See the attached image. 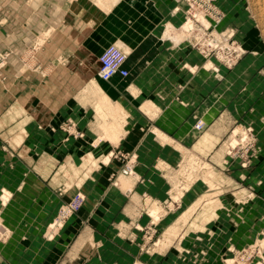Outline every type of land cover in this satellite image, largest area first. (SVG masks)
Wrapping results in <instances>:
<instances>
[{
    "label": "crops",
    "instance_id": "0c3cea01",
    "mask_svg": "<svg viewBox=\"0 0 264 264\" xmlns=\"http://www.w3.org/2000/svg\"><path fill=\"white\" fill-rule=\"evenodd\" d=\"M97 1L0 0V54L8 53L0 70V147L7 148H0L6 198L0 214L11 230L0 244V264L90 259L92 239L117 233L144 195L158 198L160 163L174 165L195 148L201 159L224 162L220 142L229 124L252 116L248 100L263 88L248 58L222 77L209 71L182 35L184 13L175 10V0ZM112 44L126 53L129 75L102 81L98 58ZM87 50L93 73L79 72ZM98 103H104L100 110ZM66 121L82 138L59 129ZM257 129L264 136V126ZM259 144L264 162L263 138ZM117 151L136 157L134 175L111 183L123 167L116 159L94 170L82 181L83 206L52 241L45 239L78 188L85 166L79 162ZM251 171L238 166L233 177L251 178ZM69 178L75 183L68 186Z\"/></svg>",
    "mask_w": 264,
    "mask_h": 264
},
{
    "label": "rangeland",
    "instance_id": "374dc122",
    "mask_svg": "<svg viewBox=\"0 0 264 264\" xmlns=\"http://www.w3.org/2000/svg\"><path fill=\"white\" fill-rule=\"evenodd\" d=\"M175 4V10L184 13L182 35L205 58L209 71L222 77L248 58L257 75L263 77V88L248 100L252 116L229 124L220 142L224 162L216 166L201 159L195 148L185 152L174 165L160 163L163 177L159 178L157 199L144 195L142 202L136 201L135 208L129 210L127 219L121 221L117 233L99 234L92 239L90 259L63 256L55 264H264V162L258 161L262 153L260 138L264 136L257 129L264 126V0H175ZM84 55L79 72L93 73L92 52L87 50ZM7 57V52L0 54V70ZM103 106H98L99 110ZM69 125L73 127L70 121L62 122L59 129L75 139L82 138V133L68 129ZM0 148L7 152L6 146ZM109 154L98 162H79L85 166L76 177L80 180L78 188L59 207L47 226L45 239L52 241L67 220L77 214L86 199L82 181L116 159ZM135 158L129 162L132 174L120 171L111 183L134 175ZM238 166L252 169L250 173L255 174L251 178L233 177ZM73 179H67L68 186L75 183ZM0 197L5 202L3 193ZM75 199H80L78 211L64 214V206ZM248 203L250 209H245ZM10 235L0 214V244L6 243Z\"/></svg>",
    "mask_w": 264,
    "mask_h": 264
},
{
    "label": "built area",
    "instance_id": "2783aa9c",
    "mask_svg": "<svg viewBox=\"0 0 264 264\" xmlns=\"http://www.w3.org/2000/svg\"><path fill=\"white\" fill-rule=\"evenodd\" d=\"M126 58V53L123 52L118 46L112 44L106 47L98 58L100 63L97 70L98 79L102 81H109L115 76L127 78L129 73L124 67ZM201 126L202 123L199 122L197 127L200 128ZM67 128L70 129V126H68ZM76 133L74 135H76ZM110 156H114V158L124 162V166L121 170V173L123 175L132 174V167L129 162H131V159L134 156H132V158H128L129 154L120 151L115 154L111 153ZM79 200L80 199H75L72 203L64 206V214L67 215L77 212L81 205Z\"/></svg>",
    "mask_w": 264,
    "mask_h": 264
},
{
    "label": "bare ground",
    "instance_id": "6f19581e",
    "mask_svg": "<svg viewBox=\"0 0 264 264\" xmlns=\"http://www.w3.org/2000/svg\"><path fill=\"white\" fill-rule=\"evenodd\" d=\"M96 1H97V0H96ZM99 1H100V0H99ZM99 1H97V2H99ZM113 2H114V1H113ZM99 3H101V1H100ZM99 8H100V7H99ZM103 9H104V7H103ZM94 87H95V90H96V91H98V92L100 91L99 88H98V86H94ZM101 95L103 96V100H102V102L108 101L107 98H106L103 94H101ZM105 103H106V102H105ZM101 104H102V103H98V106H101ZM103 104H104V103H103ZM117 134H118V132H117ZM113 135H114V133H113ZM115 136H116V135H114V139L116 138Z\"/></svg>",
    "mask_w": 264,
    "mask_h": 264
}]
</instances>
